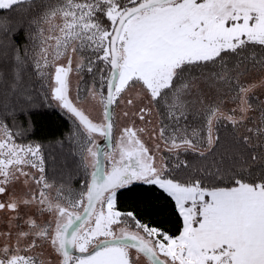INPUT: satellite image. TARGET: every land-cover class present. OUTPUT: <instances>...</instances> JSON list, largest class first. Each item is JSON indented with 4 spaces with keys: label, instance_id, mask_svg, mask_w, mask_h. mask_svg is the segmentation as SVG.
Here are the masks:
<instances>
[{
    "label": "snow or ice",
    "instance_id": "obj_1",
    "mask_svg": "<svg viewBox=\"0 0 264 264\" xmlns=\"http://www.w3.org/2000/svg\"><path fill=\"white\" fill-rule=\"evenodd\" d=\"M25 4L38 9L26 37L31 47L23 56L13 49L17 63L11 82L0 71V96L27 92L29 68L46 82L44 99L74 118L76 153L90 182L79 191L49 183L40 146L18 143L23 131L0 119V210L16 213L10 227L23 219L21 208L36 205L49 216L24 219L27 231L0 247V264H264V102L247 123L249 93L264 78L242 83L252 70L264 71V55L245 54L264 50V0H0V10L25 11ZM84 71L93 79L83 93L78 81L73 96L71 76ZM224 88L237 101L227 114L222 101L205 100ZM145 100L134 113L141 121L152 105L170 121L154 134L171 167L158 161L159 144L153 151L143 142L144 128H123L114 148L98 143L112 140L114 106ZM0 107L15 112L13 104ZM194 114L200 126L187 123ZM188 153L198 154L196 164L181 159ZM20 177L36 191L18 194ZM140 184L174 202L182 219L176 234L118 208V192Z\"/></svg>",
    "mask_w": 264,
    "mask_h": 264
},
{
    "label": "trees",
    "instance_id": "obj_2",
    "mask_svg": "<svg viewBox=\"0 0 264 264\" xmlns=\"http://www.w3.org/2000/svg\"><path fill=\"white\" fill-rule=\"evenodd\" d=\"M21 7L25 11H20L19 9L0 10V71L4 72V78L7 82H11V70L17 63L14 59L13 49H21V55L23 56L22 50L25 47H31V42L26 37L35 32V28L31 26L30 22L37 15L38 9L27 4ZM253 51L257 57L264 55V50L258 46L254 49H249L245 54L251 55ZM4 53L7 55L3 56ZM261 78H264V71L252 70L242 80V83L251 84L255 82L258 84ZM92 79L93 75L87 71L80 74L79 81L82 93L91 83ZM24 84L27 92L22 95L15 98L0 96V102L15 106L14 114L6 113L5 109L0 107V119H3L9 127L15 124L18 129L23 131V136L17 140L18 143L40 146L45 167L44 176L49 183L67 185L73 190H81L86 179L90 182V177L85 176L80 158L76 153V143L73 139V132L76 128L74 118L64 110L58 108L55 101L44 99L46 95V82L41 81L31 68H29L25 76ZM221 87L223 88V85ZM0 91H3V89H0ZM234 94V92H229L227 88H224L223 93L219 96L213 93L210 96H206L205 100L208 103L217 104H220L222 101L221 109L227 114L231 109L237 107V101L232 99ZM248 101L252 107L248 112L249 120L247 123L248 126H252V120L259 117L261 102H264V86L254 88L249 93ZM122 104L123 110H126V103ZM136 104L134 107L128 106V112L132 113V115H134L133 110L137 107ZM116 106H114V121L116 120ZM151 107L153 109L152 118H157L158 128L170 124L165 112L158 105H152ZM187 123L190 126H200L202 117L195 116V114L190 115ZM220 131L223 133V128ZM113 141L114 148L116 143L114 133ZM161 156L163 162L169 164V153L166 148L162 150ZM181 159L196 164L198 162V154H184L181 156ZM169 167H171V164H169ZM31 171H33L32 174L39 178L40 173L35 174L36 169ZM87 171L90 173L92 169L89 168ZM117 206L121 211H134L143 221L160 227L170 232V234H176L182 226V219L175 210L174 202L166 194H163L158 188L153 186L140 184L133 186L131 191L121 190L117 194ZM24 213L20 210L21 215H24ZM48 219L49 216L47 215L44 221ZM17 221L20 230H24V222L20 223L22 221L20 219H17ZM15 242L16 238L10 244H15ZM22 243L27 244L28 241L25 240ZM42 250L45 252V258H49L46 256L48 254L46 248L36 249L37 252Z\"/></svg>",
    "mask_w": 264,
    "mask_h": 264
},
{
    "label": "rangeland",
    "instance_id": "obj_3",
    "mask_svg": "<svg viewBox=\"0 0 264 264\" xmlns=\"http://www.w3.org/2000/svg\"><path fill=\"white\" fill-rule=\"evenodd\" d=\"M61 63L64 61H60ZM73 67H75V59L73 61ZM79 77L77 76V74L74 72L71 76V80H72V86H73V92L72 95H75V89H76V84L79 81ZM137 107L133 110V113L138 112L140 107H143L144 105H147V101H143L142 103H138L136 104ZM85 107H91L93 109V116H99V110L95 107L94 104L92 103H85L84 104ZM126 110H123V104L120 106L119 104L116 106V120H115V126H114V137L115 140L117 142L120 131L125 128V127H133V128H144L146 129V131L144 133H141L140 136L143 140V142L146 144L147 147H149L150 150L155 149V146L157 144L160 145V150L158 153H155L157 156L158 161L160 160V158H162L161 156V152L164 148V143L162 142V140H160L155 134L154 131L158 129V125L156 122V117L152 118V114L148 115L145 117V120L141 121L139 119V117L137 115H132V113L130 114L129 111V107L126 104ZM127 112L129 113L128 116H125L124 113ZM117 121V123H116ZM116 124H117V128H116ZM103 138H98V143L101 144ZM116 145V143H115ZM118 155H117V159H118ZM111 162H109L110 164ZM35 168H30V167H25V171L32 173ZM39 172L36 171L35 174H38ZM27 179L26 177H20V179L15 183L14 187L16 188V191L18 194H22L24 190H26L27 188L31 187L33 191L36 190V186L32 185L31 182H29L28 185L24 184V180ZM6 199V195H0V202H3ZM21 211H23L25 208H21ZM16 216V213H13L11 211H4V210H0V233H11V238L10 240H5V238L3 236H0V247H2L5 243H11L15 240L16 238V233L20 230L19 224L17 223V219L12 220V225L11 227L9 226L8 221L13 217ZM23 217V219L20 223L24 222V219H26L28 216H32L34 219L37 220L38 223H44V218L47 217V215H38L37 211H36V205H32L30 208H26V212L24 213V215H21ZM3 221V222H2ZM2 222V223H1ZM18 224V225H17ZM28 226L25 225L24 231H27ZM39 249V248H38ZM46 256H48V254H46Z\"/></svg>",
    "mask_w": 264,
    "mask_h": 264
},
{
    "label": "water",
    "instance_id": "obj_4",
    "mask_svg": "<svg viewBox=\"0 0 264 264\" xmlns=\"http://www.w3.org/2000/svg\"><path fill=\"white\" fill-rule=\"evenodd\" d=\"M102 145H104L106 148L109 144H111V146L113 147L114 141H113V136H112V140L111 141H106V140H102L101 142ZM78 254V253H77Z\"/></svg>",
    "mask_w": 264,
    "mask_h": 264
}]
</instances>
